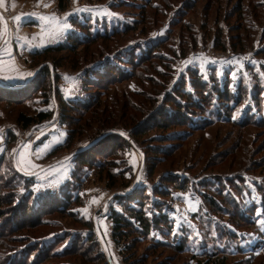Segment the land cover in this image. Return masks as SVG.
<instances>
[{"label":"rangeland","instance_id":"374dc122","mask_svg":"<svg viewBox=\"0 0 264 264\" xmlns=\"http://www.w3.org/2000/svg\"><path fill=\"white\" fill-rule=\"evenodd\" d=\"M59 3V0H3L0 3V49L6 47L7 25V48L11 50L10 55L6 51L3 56L0 75L15 76L31 72L33 75L26 78L28 81L42 66L53 69L54 64L56 67L44 85L43 77L38 81L35 80L37 76L33 78L32 96L22 104H16L7 97L0 98V130L4 137L0 141V148L3 149L0 158H5L0 172L10 192L16 194L22 193L26 182L16 178L17 162L31 172L29 175L17 170L19 174L33 176L31 189L41 185L38 191L49 188L58 190L67 182L75 186L74 173H80V204L70 205L64 214H46L41 218L45 225L14 235L12 239L18 241L10 243L5 253L11 256L20 253L26 247L23 242L53 245L65 234L71 240L66 244L64 241V246H58L54 251L69 248L68 243L76 237L89 236L92 230L84 224L93 222L100 242L98 246L103 249L110 264H134L132 261L135 259H147V264H221L222 261L214 262L215 257L225 258L224 264H264V230L260 226L264 223L263 218H258L257 225L252 229L241 230L230 219L235 216L228 214V203L224 206L217 200L218 206L227 212L221 210L211 215L202 209L205 202L203 194H208L210 198L216 196L221 187L220 182L227 187L225 182L232 176L236 184L245 186L241 196L234 195L241 206L249 207L253 201H257L255 213L260 214L262 209V193L258 191V184L264 187V125H253L248 121L242 124L241 121H254L264 116V76L261 75L264 73V0H63L64 10H60ZM82 8L107 9L115 15L101 17L96 12L72 15L76 9ZM41 15L54 16L60 21L68 19L72 30L66 35L62 32L50 37L36 19ZM18 16L22 24L15 19ZM75 19L93 28L94 33H104L105 25L109 31L114 26H136L133 31L117 36L112 41L104 44L100 42L103 45H83L76 49L75 55L53 53L46 61L33 56L36 51L66 43L69 34L81 33ZM54 27L55 22L50 25V28ZM150 42L153 46L159 43L153 49L157 57L151 62L143 61L135 70L128 65V61L120 62L121 69L134 71L129 79L115 83L106 90L102 89L100 94L97 87L86 91L87 94L94 92V96H99L100 104L94 113L95 118L91 114L83 125H78H82V128H77L79 134L69 146L67 141L71 128L69 123L62 121L59 97L67 101L83 98V91L87 89L84 85L85 68L92 66L96 69L97 65L93 63L106 60L121 50H129L135 44L149 47ZM76 59L78 70L72 67ZM233 72L236 73L235 79ZM197 77L209 84L205 85L206 88L211 87L212 82L215 83L214 79L222 86L228 78L229 89L234 96L243 100L237 104L235 102L232 108L220 103L215 109L214 100L205 103L207 109L204 106L203 110H197L200 116L195 117L196 124L201 126L196 129L181 126L161 130L151 127L157 116L167 112V107L174 109L169 94L175 95L180 89L182 94L185 88L193 96L196 95V85L199 83ZM40 84L42 87L38 90ZM200 92V97L204 98V91ZM182 99L184 103L191 102L186 97ZM258 102H261L260 107ZM127 105L140 109L142 116H147L146 121L136 127L142 131L140 136H132L133 131L128 122L132 111L125 108ZM246 106L251 108L249 114V107L245 110ZM189 107L193 109L192 105ZM39 112H53L54 115L27 130L18 124L20 113L36 116ZM233 116L236 118L233 119ZM108 128L123 131L134 139L130 145L120 142L116 155L108 159L115 173L112 179H107L106 173L100 175L95 167H78L76 162V153ZM10 135H15L17 140L13 142ZM69 160L75 161L70 173L61 168L62 165H68ZM152 166L151 177L149 171ZM38 174L43 179L38 180ZM172 174L178 176L181 182L189 180L187 189L169 185L170 194L167 197L172 207L168 215H171L173 230L179 231L180 236L186 235L188 251L177 254L171 248L153 249L148 239L143 237L138 240L139 243H133L134 247L130 251L125 250V245H132V237L117 246L112 237L110 209H122L114 202L113 195L136 186L146 188L152 180L155 182ZM200 180L205 184L210 182L212 189L200 185ZM111 184H115L114 189L109 187ZM228 191L224 194L235 192ZM2 193L6 191L2 189ZM73 194L76 197V190ZM10 219L6 216V221L11 223ZM229 233H235L236 238H230ZM154 235L159 237L160 234L156 231ZM86 253L84 251L88 259L95 256ZM47 264L87 263L81 257L73 256Z\"/></svg>","mask_w":264,"mask_h":264},{"label":"trees","instance_id":"16d2710c","mask_svg":"<svg viewBox=\"0 0 264 264\" xmlns=\"http://www.w3.org/2000/svg\"><path fill=\"white\" fill-rule=\"evenodd\" d=\"M59 4L61 9L64 10L63 7V0H59ZM75 24L79 27L82 31L81 33H73L69 34L66 38V43H61L56 46L47 47L41 51H36L33 56L40 57L42 60H47L51 54H62L64 52L71 53L75 55V51L77 48L86 45V47H91V45H103L106 41H112L117 36L127 34L134 30L135 26L130 27L129 25L124 26L122 28H118L119 26H114L113 30L109 31L108 26L105 25V32L94 33L92 31L93 28L89 26H85V24L80 23L77 19H75ZM102 42L103 44H100ZM141 46L140 44L133 45L129 50H121L120 53L113 54L110 57H107L106 60L97 62L96 64L93 63L92 65H99V69H93L92 66L85 68L84 74V85L87 86V89L84 92V97H77L74 100L67 101L63 97H59V106L61 107V118L62 121H66L68 126L71 128L70 137L68 138V145L70 146L75 138L78 136L79 131L77 132V128L79 124L84 123L85 119L89 115L92 114L91 117L95 118L96 108L100 104L99 96L96 97L92 93H86L88 89L92 87H97L99 90V94L102 93V89L106 90L107 87L115 84L120 83L121 81H126L129 79L133 74L134 71H126L120 68L121 61H128V65L133 67L139 68L143 61L149 63L151 59H153V49L158 44ZM149 43V44H150ZM161 43V42H160ZM139 51V54L138 52ZM125 57V58H124ZM53 69L49 66L44 65L42 66L37 72L36 75L33 77L36 81L43 77V85L45 84V80L48 76L51 78V72L55 70L54 64L52 65ZM57 66V65H56ZM79 66L78 59L72 63V67L77 69ZM80 68H84L81 66ZM79 68V69H80ZM116 69L115 70H110ZM78 70V69H77ZM129 72V73H128ZM33 78L28 80L26 84H23L19 87H11V88H0V98L7 97L9 100L15 101L16 104H22L24 100L31 98L32 95L30 93L33 91L32 89V81ZM193 79V77H190ZM197 85L198 90L196 95L193 96L189 90L181 89L177 92V94H169L171 95L172 104L174 105V109H170L167 107L165 109L166 113L157 116L151 127H157L161 130H165L166 128L175 127L181 128L190 127L192 129H196L200 127L201 124L197 123V116H200L198 111L204 109V106L207 109V105L205 103L210 102V100H214L215 109L219 107L220 103H225L228 108H232L234 103H239L243 99L238 98V96H234L233 92L229 89V80L228 78L225 79V83L220 86L217 79H214L215 83H211V87L206 88V84L200 81V78L197 77ZM42 84L38 86V90L41 89ZM186 86V85H184ZM183 86V87H184ZM224 86V87H223ZM192 89L193 85H192ZM52 90V87H51ZM204 91V98L200 97V91ZM238 93V92H237ZM48 94L47 92L45 93ZM167 97V94L164 95V98ZM183 97H186L187 100L191 102L184 103ZM258 97V96H257ZM215 98V99H214ZM261 98V96H260ZM168 100V98H167ZM262 101V98L260 99ZM234 101V102H233ZM231 102H233L231 104ZM13 103V102H12ZM263 103V101H262ZM261 102H258V107H260ZM190 105H192L193 109H190ZM264 106V103H263ZM249 106L245 107V110ZM128 110H131V115L128 119L129 127L133 132L132 136L137 137L142 135V131L139 128H136L141 122H145L147 116H142L140 113L141 110L138 108H133L127 105L125 107ZM196 109V110H195ZM195 110V111H193ZM248 114L251 111V108L248 109ZM141 114V115H140ZM157 114V113H156ZM247 114V116H248ZM54 113L50 112H39L36 116H28L25 113H20L18 116V124L21 125V128L27 130L34 126L37 123H43L44 121L53 117ZM170 117V119L168 118ZM168 118V119H167ZM89 119V118H88ZM196 120V121H195ZM245 121L254 124L264 125V116H261L259 119L252 120H242L241 123L243 124ZM115 122V121H114ZM196 124V125H195ZM83 125V124H82ZM82 125L80 129L82 128ZM259 125V126H260ZM258 126V125H257ZM103 132H100L98 136H96L93 141L84 148H81L79 153H76L77 164L79 166H87L90 168H96L98 172L101 174L106 173V178H114L115 173L112 170V167L109 166L111 163L112 157L116 155L117 149L120 148L121 143H127L128 145L134 143V139L130 135H126V133L119 132L112 129H104ZM144 132V131H143ZM123 133V134H122ZM146 133V132H145ZM12 136L11 140L15 142L17 138L15 135ZM116 141V142H115ZM58 149V148H57ZM165 153V152H163ZM75 155H73L74 157ZM145 157V156H144ZM106 158L105 162L103 163V159ZM4 157L0 158V166L4 161ZM107 162V163H106ZM146 167V166H145ZM153 166L150 168V175L152 177L153 174ZM75 168L74 170H76ZM75 174V186L71 183L67 182L60 186L58 190L46 189L41 190L43 192H47L48 194L45 196L38 197V192L33 191L31 189V185L34 183L33 176H27L25 174H19L16 170L15 175L16 178H21L25 180L24 188L22 193H11L8 187L7 182L5 183L4 178L2 179L3 175L0 172V264H47L51 261L60 260V259H68L73 256L81 257V260L86 262L87 264H110L109 259L105 258L104 251L100 245L97 232H95L96 227H94L93 222L85 223V227H89L90 234L87 238L76 237L72 241H70V247H66L60 251H54L56 247L62 246L63 242L66 244L71 237L69 235H64L61 239L57 240L56 243L53 245H44L40 243L29 244L28 242H23L22 244L26 245L25 248L20 250V253H16V255L11 256L10 254L5 253V249L10 243H15L18 240L12 239L14 235L20 234L25 230H33L38 226L43 224V220L41 218L47 215H54V214H64L66 210L72 204H80L79 192H80V173ZM15 178V176H13ZM243 178V177H242ZM200 185L205 186L206 188L212 189V184H205L203 180H200ZM242 181V179H241ZM189 180L187 181H179V177L176 175H169L168 177H161L157 181L150 182L146 188H141L140 186H136L131 188L130 190L118 194L113 195L114 202H117L119 207L122 211L117 210L116 208L111 207L110 209V218L112 219L113 226H112V237L115 240L117 246H120V243L123 240H128V238H133L132 245L127 244L125 245V250L130 251L134 245L133 243H139L141 237L147 238L150 242V245L153 249H173L174 252L177 254H183L184 252L188 251L187 245V238L186 235H173V221L171 215H168V210L172 207L169 203L170 200L167 201V197L170 194L169 185L176 186L180 189H187ZM221 187L218 190V194L212 198L208 194H203L204 202V209L206 213L213 214L216 212H224L228 211V214H231L230 219L234 223V225L240 226L242 228L252 229V227L257 225V219H264V187L262 184H258V191L261 194L262 198V209L260 214L255 213L258 208V202H252L249 207L241 206L240 201L234 198V195L241 196L242 190L245 189L244 184L241 183L236 184L232 177H228L227 187L224 186L223 182H220ZM127 184L125 183L124 186ZM110 188L114 189L115 184L109 185ZM73 190H72V189ZM2 189L6 191V193H2ZM235 191L234 194L231 192L227 193L226 195L224 192L226 190ZM76 190V197L73 194V191ZM149 191V193H148ZM217 200H220L221 203L225 206L227 203V211L222 207L218 206ZM6 210L4 211V208ZM206 208V209H205ZM151 213V215H149ZM6 216L10 217L11 223L6 221ZM45 225V224H43ZM245 227H242L244 226ZM237 227V228H238ZM257 230L260 231L258 227ZM159 232L158 235H154V232ZM227 234V233H226ZM264 234V232L262 233ZM224 236V235H223ZM222 236V238H223ZM228 236L232 239L236 238L235 233H229ZM22 241H19L21 243ZM64 246V245H63ZM227 248V247H226ZM84 251L87 253L94 254L92 259H88ZM86 253V254H87ZM225 253V252H224ZM22 254V255H20ZM226 254V253H225ZM211 256V255H210ZM225 257V256H224ZM215 261H222L221 264H224L223 261L225 258L215 257ZM213 259V260H214ZM29 261V262H28ZM2 262V263H1ZM148 260L142 259H135L132 263L134 264H147Z\"/></svg>","mask_w":264,"mask_h":264},{"label":"snow or ice","instance_id":"6c2138e0","mask_svg":"<svg viewBox=\"0 0 264 264\" xmlns=\"http://www.w3.org/2000/svg\"><path fill=\"white\" fill-rule=\"evenodd\" d=\"M3 0H0V3H2ZM47 7V5H45ZM96 12L98 16L101 17H111L114 16L115 14L108 12L107 9H90V8H82V9H76L74 13H72V15H75L77 13H93ZM31 16H35V14H29ZM18 22H20L21 24L23 23L21 17H16L15 18ZM36 19H38L41 22V25L45 28V31L47 33V35H49L50 37H55L57 35H59L60 33H64L65 35L67 34L68 31H71V24L70 21L68 19H65L63 21H60L57 17H48V16H39L36 17ZM55 22V27L54 28H50V25ZM19 39V37H18ZM8 41H5V48L4 49H0V65H2L4 63L3 60V56L5 54V52L7 51L10 55L11 50L7 48L8 45ZM30 46V45H29ZM42 46V45H41ZM35 50V49H32ZM10 58H14V57H10ZM254 64V62H253ZM97 69L100 68L99 65L96 66ZM33 75V73L31 72H27V73H18L17 75L13 76V75H0V88H11V87H19L23 84L27 83V79L26 78H31ZM247 75V74H245ZM262 76H264V73L261 74ZM233 78H236V73L233 72L232 73ZM205 79H207V76L205 75L204 77ZM236 117L233 116V119H235ZM123 134V133H122ZM63 135V133H62ZM4 137L2 134V130H0V141H3ZM0 151H3L2 148H0ZM15 151V150H13ZM75 161L69 160V164L68 165H62L61 168L63 171L65 172H71V168L72 166H74ZM33 167H37L36 165H33ZM17 170L21 171V172H26L27 174L31 175V172L28 171V169L23 168L20 166V163L17 162ZM38 180L43 179L42 176H40L39 174L36 177ZM68 178H70V175L68 176ZM138 180L140 179L139 177L137 178ZM41 187V185H36L33 188V191H38V189ZM21 191H23V189H21ZM47 192H43V191H39L38 192V199L42 196L47 195ZM149 215H151V213H149ZM179 224V226L182 228L183 225L180 222H177ZM261 229L264 230V223H261ZM173 235H178L179 231H174L172 233ZM215 234V233H214Z\"/></svg>","mask_w":264,"mask_h":264},{"label":"water","instance_id":"95a60500","mask_svg":"<svg viewBox=\"0 0 264 264\" xmlns=\"http://www.w3.org/2000/svg\"><path fill=\"white\" fill-rule=\"evenodd\" d=\"M6 30H7V35H6V36L8 37L9 31H8V26H7V25H6ZM7 37L5 38L4 42L7 40ZM20 144H21V143H20ZM20 144L18 145L17 150L19 149Z\"/></svg>","mask_w":264,"mask_h":264}]
</instances>
